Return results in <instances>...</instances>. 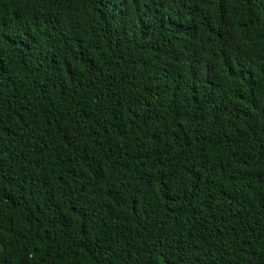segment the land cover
<instances>
[{
	"label": "trees",
	"instance_id": "trees-1",
	"mask_svg": "<svg viewBox=\"0 0 264 264\" xmlns=\"http://www.w3.org/2000/svg\"><path fill=\"white\" fill-rule=\"evenodd\" d=\"M0 264H264V0H0Z\"/></svg>",
	"mask_w": 264,
	"mask_h": 264
}]
</instances>
